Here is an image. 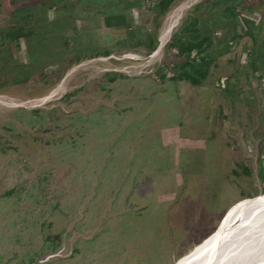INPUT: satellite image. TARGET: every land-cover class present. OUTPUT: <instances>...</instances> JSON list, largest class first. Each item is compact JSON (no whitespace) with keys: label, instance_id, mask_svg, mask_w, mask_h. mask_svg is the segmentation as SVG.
I'll return each mask as SVG.
<instances>
[{"label":"rangeland","instance_id":"rangeland-1","mask_svg":"<svg viewBox=\"0 0 264 264\" xmlns=\"http://www.w3.org/2000/svg\"><path fill=\"white\" fill-rule=\"evenodd\" d=\"M186 1L0 0V264H176L263 198L264 24L222 56L215 38L202 86L158 83L166 48L131 46ZM119 12L134 39L105 26Z\"/></svg>","mask_w":264,"mask_h":264},{"label":"trees","instance_id":"trees-1","mask_svg":"<svg viewBox=\"0 0 264 264\" xmlns=\"http://www.w3.org/2000/svg\"><path fill=\"white\" fill-rule=\"evenodd\" d=\"M175 1L154 0L153 8L160 14H166ZM49 5L54 7L51 2ZM263 6L264 0H204L196 4L186 18L182 19L183 21L181 20L179 27L167 41L165 48L169 60L164 61L162 67L155 72L157 82L162 84L167 80L173 82L185 81L192 86H202L210 75L216 56H222L235 50L244 35L254 36L253 28L264 24V14L260 8ZM203 8L209 9V15L206 17L198 13ZM254 8L263 15L258 23L248 15L249 11ZM104 23L108 28H127L130 39L135 38L132 32V23L124 13L107 14L104 17ZM158 28L156 25L154 32L147 34L144 39H136L135 42L131 43V46L133 45L135 48L143 46L147 49V53L151 54L159 45ZM30 33L29 31L26 32L22 26L16 25L12 26L5 37L10 41L19 43L21 38H28L31 35ZM215 38L224 42V46L217 52V55L213 51ZM109 53V50H105L103 55H109ZM257 53H259L258 57L264 65V46ZM247 58L248 61H251V51H248ZM252 64L254 65L255 62H252ZM105 75L107 81L111 83H114L118 77H124L123 74L113 72ZM258 78H264V75L260 74ZM26 80L28 79H17L15 81L16 83H23ZM228 83V77L225 85L221 84V78L217 81V85L221 89H225ZM241 171L244 174L250 173L248 167H243ZM241 171L235 170L234 174L239 175ZM260 177L264 182L263 168L260 169ZM7 194H11V191H8Z\"/></svg>","mask_w":264,"mask_h":264},{"label":"bare ground","instance_id":"bare-ground-1","mask_svg":"<svg viewBox=\"0 0 264 264\" xmlns=\"http://www.w3.org/2000/svg\"><path fill=\"white\" fill-rule=\"evenodd\" d=\"M197 1L181 2L171 10L160 32L158 41L160 46L154 55L164 49L177 24ZM258 197L263 198L237 205L212 235L202 243L195 245L176 264H253V262H264V194Z\"/></svg>","mask_w":264,"mask_h":264},{"label":"built area","instance_id":"built-area-1","mask_svg":"<svg viewBox=\"0 0 264 264\" xmlns=\"http://www.w3.org/2000/svg\"><path fill=\"white\" fill-rule=\"evenodd\" d=\"M252 18L258 23L261 20L260 14L258 12H254ZM226 79L221 78V84L225 85ZM257 85H259L262 89H264V78L259 79Z\"/></svg>","mask_w":264,"mask_h":264},{"label":"water","instance_id":"water-1","mask_svg":"<svg viewBox=\"0 0 264 264\" xmlns=\"http://www.w3.org/2000/svg\"><path fill=\"white\" fill-rule=\"evenodd\" d=\"M160 45H158L157 49L154 51V54L157 52L158 48H159Z\"/></svg>","mask_w":264,"mask_h":264}]
</instances>
